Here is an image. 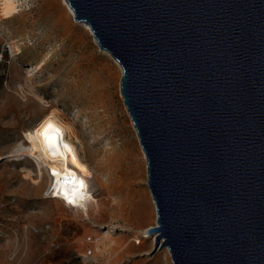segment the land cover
<instances>
[{
	"label": "water",
	"instance_id": "1",
	"mask_svg": "<svg viewBox=\"0 0 264 264\" xmlns=\"http://www.w3.org/2000/svg\"><path fill=\"white\" fill-rule=\"evenodd\" d=\"M117 62L172 264H264V0H64Z\"/></svg>",
	"mask_w": 264,
	"mask_h": 264
},
{
	"label": "rangeland",
	"instance_id": "2",
	"mask_svg": "<svg viewBox=\"0 0 264 264\" xmlns=\"http://www.w3.org/2000/svg\"><path fill=\"white\" fill-rule=\"evenodd\" d=\"M14 2L11 18L0 14V264H172L140 234L155 227L156 214L120 95L121 69L61 0ZM54 110L90 170L96 203L86 213L49 195L47 171L12 157L27 146L24 133Z\"/></svg>",
	"mask_w": 264,
	"mask_h": 264
},
{
	"label": "bare ground",
	"instance_id": "3",
	"mask_svg": "<svg viewBox=\"0 0 264 264\" xmlns=\"http://www.w3.org/2000/svg\"><path fill=\"white\" fill-rule=\"evenodd\" d=\"M61 3L64 6L67 17L74 21L73 12L70 10L66 2L61 0ZM15 13L16 5L14 0H0V14L2 17L8 19L11 18ZM79 25L83 28L85 33L92 36V33L87 25ZM100 52L107 57H110L108 53L102 51ZM113 62L116 67L120 69L117 62L114 60ZM113 80L116 81L117 77H115ZM115 108L116 107L112 106L108 109H111L113 113H116L117 110ZM49 123L53 124L59 129V137L56 146H52L42 134ZM23 137L27 143V146H19L14 152L15 155L12 157H27L35 164L39 172L41 169L47 171L53 198H59V200L71 208L80 207L82 212L86 213L88 204L90 202L94 204L96 203V200L89 190L90 170L89 167L84 164L79 157L75 146V143H78L79 141L77 140L71 125L66 122L57 111L54 110L46 115L36 128L25 132ZM141 154L142 159L145 161L143 152ZM148 196L153 211L156 214L155 205L149 191ZM69 201L72 202L69 203ZM149 229H151V227L143 229L140 234L144 239L154 240L153 237L148 236ZM135 243L137 242L135 241ZM113 245L115 244L110 241L107 247H112ZM107 247L104 246L103 250H105ZM166 252L169 256L167 250Z\"/></svg>",
	"mask_w": 264,
	"mask_h": 264
},
{
	"label": "snow or ice",
	"instance_id": "4",
	"mask_svg": "<svg viewBox=\"0 0 264 264\" xmlns=\"http://www.w3.org/2000/svg\"><path fill=\"white\" fill-rule=\"evenodd\" d=\"M52 146H56L59 137V129L49 123L42 133ZM72 201H69L71 203Z\"/></svg>",
	"mask_w": 264,
	"mask_h": 264
},
{
	"label": "built area",
	"instance_id": "5",
	"mask_svg": "<svg viewBox=\"0 0 264 264\" xmlns=\"http://www.w3.org/2000/svg\"><path fill=\"white\" fill-rule=\"evenodd\" d=\"M49 195L53 197L52 191L49 192Z\"/></svg>",
	"mask_w": 264,
	"mask_h": 264
}]
</instances>
